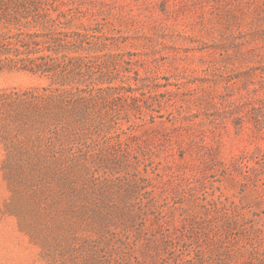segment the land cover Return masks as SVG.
Wrapping results in <instances>:
<instances>
[{"label": "rangeland", "instance_id": "obj_1", "mask_svg": "<svg viewBox=\"0 0 264 264\" xmlns=\"http://www.w3.org/2000/svg\"><path fill=\"white\" fill-rule=\"evenodd\" d=\"M0 264H264V0H0Z\"/></svg>", "mask_w": 264, "mask_h": 264}]
</instances>
